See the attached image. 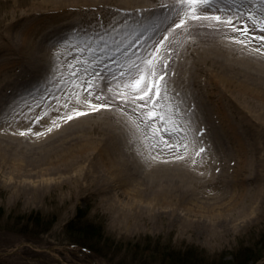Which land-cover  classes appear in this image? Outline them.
Here are the masks:
<instances>
[{
  "label": "rangeland",
  "instance_id": "1",
  "mask_svg": "<svg viewBox=\"0 0 264 264\" xmlns=\"http://www.w3.org/2000/svg\"><path fill=\"white\" fill-rule=\"evenodd\" d=\"M33 1L38 3L40 0ZM79 1L87 4L92 0ZM149 2L151 0H136L132 6H136L138 10V7H142L139 5L144 6ZM29 3L30 0H0V30L8 29L6 23L14 19L13 16L30 10ZM13 8L16 10L14 14L10 13ZM70 13H75L72 19L76 25H67L71 27L57 33L54 38H72L88 28L86 17L75 8L48 14L32 13L28 17L51 15L54 18ZM28 17H21L17 21L20 20L21 23ZM12 28L15 29L11 25L10 30ZM28 32L35 41L32 36L35 27ZM70 34L73 36L70 37ZM205 37L211 40L214 49H224L226 45L230 47V62L233 67L231 65L229 76L233 77H217L218 74L208 67L205 72L203 68L198 77H193L192 85L191 77H172L169 83L170 90L174 89L184 100L196 103L201 122L199 126L206 129L203 142L207 145V150L195 165L192 160L198 158L194 155L181 160L167 158L166 153L163 156H153L143 127L134 118L125 121L119 114L100 110L60 123L57 117L66 113L63 110L56 111L55 97L45 99L42 94H35V89L28 88L25 79L43 74L42 77L50 82V89L53 90L51 95L60 97V91L55 88L59 78L54 74L58 71L65 73V79L67 75L60 63L55 62L52 53L56 51L67 54L69 49L65 46L52 48L61 38L51 44L44 41L36 48L37 56L33 54L34 51L20 48L18 41L0 40V264H115L114 261H119L120 257L130 260V256L124 254L128 248L139 250L144 245L157 247L158 244L159 247H172L175 250L190 249L197 254H200L201 249L207 257L216 260L223 258L224 262H231L235 256L252 251L257 259L249 264H264V208L257 207L256 216L237 224L204 225L202 217L214 216V212L202 211L206 214L197 216L200 222H194L182 217L185 211L183 205L179 204V211L171 205L174 202L170 198V188L176 180L185 188H193L194 195L200 192L198 196L204 200L201 195H208L204 190L209 189L213 192H209L210 194H220L234 179L238 161L236 150L239 147L232 145L229 140L227 145H221L220 140L215 137V125L207 120L208 117H215L212 120L217 124L219 110L222 108L227 109L238 120V124L243 125V129L252 127L246 130V133L253 136V146L251 150L248 149L247 154L251 160L259 159L264 163V107L257 112L253 106L252 108L240 100L238 103L243 110L238 111L233 101L239 93L250 97L255 88H260L259 84L264 85V52L257 53L254 47L229 41L223 36ZM196 43L197 39L192 36L186 46L177 49L179 57L173 65L177 60H180L181 65L182 58V63L189 68L193 60L183 56L190 55V52L199 54V49L194 48ZM188 72L185 75L188 76ZM246 74L248 77H245ZM45 93H48L47 89ZM42 100L47 101L46 105L41 104ZM37 104L40 105L39 108L36 107ZM25 105L35 113L30 115ZM210 108V113L206 114V109ZM36 117L40 119L37 120ZM193 121L182 120L187 131L181 139L187 138L190 142V154L199 143H192L194 130L197 128ZM53 122L60 123V126L53 127ZM28 128L32 131H25L21 135V131ZM49 128L51 131L47 130ZM65 134L71 138L56 140L57 136ZM102 136L107 139L102 140ZM78 137H82L92 147L76 163L70 151L81 147L82 138L77 140ZM254 137L262 139V143H255ZM19 147L21 151L15 155L10 154L11 149ZM63 151H67L66 154ZM92 151L93 154H90ZM99 151H102V156L96 159ZM111 161L119 170L113 169ZM89 167H92L93 172L89 174L90 180ZM244 174L251 182L250 188L262 184L264 190V173L262 182L250 172L246 171ZM137 183L143 184L145 188L136 191L139 189L135 187ZM162 193L164 195L160 196ZM132 200H137L135 203L138 205L131 206L136 207L131 210L128 203ZM147 204H153L152 211ZM78 208L87 211V217L97 222L102 239L111 243V247H122L123 251L119 253L108 248L107 254L115 257L114 261L68 240L63 226ZM158 211L162 213V217ZM177 211L180 215L176 218ZM238 212L239 208L235 209L234 213ZM30 213L46 216L51 222L50 226L34 233L35 229L25 225V230L32 229L33 232H21V223L16 222V217L26 218ZM128 241L132 243L129 244ZM159 261L158 258L155 261L149 257L147 264H159Z\"/></svg>",
  "mask_w": 264,
  "mask_h": 264
},
{
  "label": "snow or ice",
  "instance_id": "2",
  "mask_svg": "<svg viewBox=\"0 0 264 264\" xmlns=\"http://www.w3.org/2000/svg\"><path fill=\"white\" fill-rule=\"evenodd\" d=\"M198 29L217 31L229 41L264 52V0H160L152 8L115 9L109 18L97 16L82 36L76 33L52 45L69 49L67 54L52 53L67 75L65 79V73L54 74L61 93L54 107L66 113L57 119L63 123L100 110L125 121L134 118L143 127L153 156L166 153L167 158L181 160L194 155L198 159L192 163L197 164L207 150L206 129L199 126L196 103L170 90L169 83L175 75L172 62L179 57L177 35L190 40ZM45 95L53 99L51 93ZM193 119L197 128L192 143H199L190 154V142L181 139L187 131L182 120ZM60 123L53 122V127ZM25 131L32 129L21 135Z\"/></svg>",
  "mask_w": 264,
  "mask_h": 264
},
{
  "label": "bare ground",
  "instance_id": "3",
  "mask_svg": "<svg viewBox=\"0 0 264 264\" xmlns=\"http://www.w3.org/2000/svg\"><path fill=\"white\" fill-rule=\"evenodd\" d=\"M8 1V0H5ZM136 0H101V1H90V3L85 4V2L80 3L79 0H40L38 3L37 1L30 0L29 3V9L21 11L20 14L13 16L12 20L10 22H7L8 29L0 30V40L5 39L6 42L9 41H18V46L22 49H28L31 51H34L33 54L38 56L36 48L39 47L40 42H48L52 43L54 40H58L61 37L54 36L59 33L63 32L68 29L67 25H76V22L72 19L75 13L65 14L63 17H54L51 18V15H41L39 17H31L29 18V15L38 14V13H52V12H60L63 11V9L67 8H75L82 16L86 17V24L88 28L90 29L92 26V22L94 19L99 16L103 15L105 18H109L113 15V10L115 9H137L136 6H132V3ZM160 3V0H151L147 5H139L142 7H138L139 9H148L152 8L153 6ZM131 6L133 8H131ZM138 9V10H139ZM16 10L13 8V10H10V13L14 14ZM29 14V15H28ZM18 16V18H16ZM28 17L26 21H23L19 23L20 20L17 21L19 18ZM16 20V22H14ZM40 24V25H39ZM14 26L12 30H10V27ZM39 26V28L37 27ZM35 27V33L32 34V36L35 37V41L29 36L28 31H33ZM16 30L20 31L17 32ZM80 35L84 33H79ZM72 37L73 34H70ZM208 35H215L216 37H222L223 35L217 31L214 30H195L192 33V36H195V39H197L195 49H199L198 53H191L187 57L191 60H193V64L187 68L182 63L181 58V65L180 60L176 61V64L173 65L174 61L172 62V67L175 71V75L173 77H191L190 85L193 84V77H198L200 75V71L204 68V72L209 68L213 69L218 75L217 77H233V75L229 76L230 72L232 71L231 65L233 67V64L230 62V55L231 52L229 50V46H224V49H214L213 44L211 45V40H209L207 37ZM54 38V39H53ZM189 40H186L183 36L177 35L176 37V45L177 49H181L184 46L188 44ZM30 54V53H29ZM182 55V54H181ZM33 64V63H32ZM34 65V64H33ZM190 69V70H189ZM189 70V72H188ZM188 72V76L185 75V73ZM43 74H40L38 77H31L28 79H25L26 85H28V88H34L35 94H42V97L45 99L47 96L45 95V91L47 89L48 93H52V89H50V82L46 80ZM262 76V75H261ZM259 76V77H261ZM245 77H248L246 74ZM264 77V76H263ZM183 81V80H182ZM49 85V86H48ZM259 89L255 88L253 94L250 95V97H247L246 95H242L241 93L238 94V97L236 96L234 101V104L238 111H242L243 108L239 105L238 101H244L248 106L254 107L257 112H259L264 106V85L263 83L259 84ZM241 94V95H240ZM52 97L57 98L56 96L52 95ZM240 98V99H239ZM250 103V104H249ZM217 105V104H216ZM252 107V108H253ZM210 109H206V114L210 113ZM35 111L30 112L29 114H34ZM259 117L261 115L259 114ZM212 118L215 117H208V122L212 123L216 127V135L220 140V144L225 146L227 145V140L231 141L232 145L238 146L239 148L236 150V154L238 156V161L235 166V177L232 179V182L229 184L227 189H224L221 191L220 194H217L216 192L214 194H210L209 192L213 193L209 189L204 190L209 195L202 196L204 200H201L199 198V193L194 195L195 192L193 188H185L179 180H176V183L172 184L173 187L170 188L174 205L171 204L174 208H177L180 205H183L185 208L184 214H182V217L185 216V220L194 221V222H200L197 219V216H203L206 213H202V211L206 212H214V216L211 217H205L202 218L205 220L203 224H237L240 221L244 222L247 221L251 216H256L258 211L257 207H261V209L264 208V190L261 186L250 188L251 182L248 180V177L244 174L246 171L250 172L258 181L262 182L263 180V173H264V163L259 160H251L250 156L247 154L248 149L251 150L253 146V136L251 134L246 133L247 129H252L251 126H247L246 129H243V125L238 124V120L230 114L227 109L222 108L219 110V121L217 124L213 122ZM264 119V118H263ZM193 124L197 125L196 120L193 119ZM104 127H107L104 125ZM67 134V133H66ZM57 136L56 140H68L71 137L66 136ZM63 135V134H62ZM102 135V134H100ZM106 135V134H105ZM104 135V136H105ZM109 136V135H108ZM103 137V136H102ZM101 137V138H102ZM82 137H78L77 140L81 139ZM107 138L103 137L102 140H105ZM255 143H262V139H258L254 137ZM79 150H73L70 151L71 156L73 160L76 163H79L80 160H82L83 155H87L92 145H87L88 143L85 142V140L82 138L80 140ZM103 143V142H102ZM101 143V145H102ZM10 144V141H9ZM8 145V144H6ZM11 146V144H10ZM17 148V147H15ZM11 149L10 154L15 155L17 152L21 151L22 149L19 147L18 149ZM261 147L258 148L260 150ZM13 150V151H12ZM41 150V149H39ZM16 151V153L14 152ZM30 151V150H28ZM67 151H63L65 153ZM58 155H61L60 153H55ZM66 154V153H65ZM93 154V151L90 153ZM62 156V155H61ZM98 156H102V151L98 152ZM56 157V156H54ZM110 165L113 166L114 170H119V168L111 161ZM92 167H89L88 169V178L90 180L89 174H92ZM120 182V181H119ZM202 183V182H200ZM203 184V183H202ZM171 185V186H172ZM205 185V184H204ZM135 187H139L136 191H141L145 187L143 184L137 183ZM160 196L164 195L159 194ZM195 197V198H194ZM158 200V199H157ZM137 200L129 201L128 204L131 206H137L136 204ZM206 203V204H205ZM205 204V205H204ZM209 204V205H207ZM141 205V204H139ZM157 208L158 202H156ZM149 210L152 211L153 204H147ZM180 207V206H179ZM136 207H131V210ZM239 208L238 213H234L235 209ZM177 211V215L175 217L177 218L180 214ZM194 212V214L192 213ZM159 215L162 217V213L158 211ZM195 216V218H192V216ZM233 215H236L237 217H233ZM173 217V218H175ZM184 217V218H185ZM202 223V222H201Z\"/></svg>",
  "mask_w": 264,
  "mask_h": 264
},
{
  "label": "trees",
  "instance_id": "4",
  "mask_svg": "<svg viewBox=\"0 0 264 264\" xmlns=\"http://www.w3.org/2000/svg\"><path fill=\"white\" fill-rule=\"evenodd\" d=\"M87 216H88L87 211L78 208L74 216L64 224L63 229L68 237V240H70L72 243L80 245L100 255L106 256L110 260L114 261L115 257L107 254L108 248L110 247L112 248V250L119 253L120 251H123L122 247L119 245L115 248L111 247V243H108L107 241L102 239V236L98 231L99 226H97V222L92 219H89ZM0 218H1V214H0ZM16 218H17L16 222L21 223V225L19 226L20 231L24 230V231L33 232L32 229L25 230L24 227L26 225V226H31V228L35 229L34 231L35 233L42 228L47 229L51 224V222L47 220L46 216L44 217L43 215H40L38 213H34V214L30 213L29 215H26V218H21V217H16ZM147 240L151 242L150 238H148ZM159 242L160 240H158V243ZM127 243L130 244L132 243V241H128ZM134 244H138V243L134 242ZM158 245L157 247H147L144 245L143 248L139 250H133L128 248L126 251H124V254L129 255L130 260L126 261L125 258H121L119 256L120 257L119 261L115 260L114 263L115 264H147L149 257L150 258L152 257V260L155 261L156 258H158V260H160L159 264H249L251 261L257 259L256 255L255 254L253 255V252L251 251L249 253L244 252V255L235 256V259L231 262H224L222 260L223 258L216 260L207 257L206 253L201 249H199L200 254H197V252L191 251L190 249L184 250L182 248L175 250L172 247L166 248V247H159ZM247 254H249L248 257H245L247 256Z\"/></svg>",
  "mask_w": 264,
  "mask_h": 264
}]
</instances>
